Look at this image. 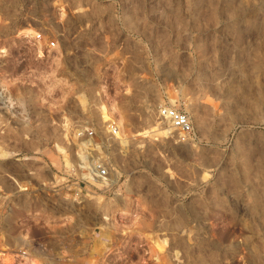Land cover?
Returning <instances> with one entry per match:
<instances>
[{"label":"rangeland","instance_id":"obj_1","mask_svg":"<svg viewBox=\"0 0 264 264\" xmlns=\"http://www.w3.org/2000/svg\"><path fill=\"white\" fill-rule=\"evenodd\" d=\"M1 91L0 264H264V0H0Z\"/></svg>","mask_w":264,"mask_h":264},{"label":"built area","instance_id":"obj_2","mask_svg":"<svg viewBox=\"0 0 264 264\" xmlns=\"http://www.w3.org/2000/svg\"><path fill=\"white\" fill-rule=\"evenodd\" d=\"M158 115L169 122L171 127L175 128L180 134H189L192 130L190 121L183 111H180L172 106H160L158 108ZM106 128L110 136H115L119 132L118 126L114 122H106ZM77 136L83 138L85 136L92 135L93 130L77 129ZM183 139V138H182ZM85 175L87 178L96 179L99 181H104L106 178V169L103 166L99 165H90L84 167Z\"/></svg>","mask_w":264,"mask_h":264},{"label":"bare ground","instance_id":"obj_3","mask_svg":"<svg viewBox=\"0 0 264 264\" xmlns=\"http://www.w3.org/2000/svg\"><path fill=\"white\" fill-rule=\"evenodd\" d=\"M80 8V7H79ZM78 10H80V9H78ZM0 104L2 105V106H4V107H6V108H12V107H15L16 105H19V106H22V102L21 101H19L18 100V98L16 97V98H14V97H12L11 95H9L8 93H6V94H3V91H1L0 92ZM17 107V106H16ZM109 107H111V106H109ZM114 107H116V106H114ZM113 107V108H114ZM20 108V107H19ZM100 109H101V114H102V118H104L103 120L104 121H106V122H114V123H118V122H121V121H118V118H120V116L118 117L117 115H114L113 113H112V109L110 110L109 108H108V106L105 104H101V106H100ZM116 109V108H115ZM120 109V108H119ZM20 110V109H19ZM22 110V109H21ZM23 111V110H22ZM117 111V110H116ZM118 112V111H117ZM116 112V113H117ZM122 111H121V109H120V113H121ZM115 113V114H116ZM123 114H124V111H123ZM122 116V115H121ZM124 116H125V114H124ZM257 117H258V115H257ZM264 117V116H263ZM254 118V117H253ZM255 118H256V116H255ZM125 119V118H124ZM123 122H126V121H123ZM262 123L263 125H264V118L263 119H261V120H259V121H257V123ZM254 123V122H253ZM259 123V124H260ZM119 124V123H118ZM121 124V123H120ZM252 124V123H251ZM122 125H123V123H122ZM122 125H120V126H122ZM124 125H125V123H124ZM261 125V124H260ZM246 126V125H245ZM252 126V125H251ZM250 126V127H251ZM124 127V126H123ZM123 127L121 128L122 129V132L121 131H119L118 132V137L117 138H120L121 139V141L124 143L125 141H126V132L124 133V131H126L127 129H123ZM260 128V127H259ZM262 128V127H261ZM124 130V131H123ZM247 130V129H246ZM251 130V129H250ZM253 130V129H252ZM251 130V131H252ZM149 131H153V129H151V130H138V131H136V133L134 134V135H142V136H146L147 134H148V132ZM162 130H158V132H161ZM163 131H164V133H171V130H170V128L169 127H165L164 129H163ZM250 133H252V132H250ZM257 136L259 137V139H257L256 141H257V145L259 146L258 148H260V146L261 147H263V149H264V130H258L257 132ZM254 135V134H253ZM256 135V134H255ZM254 135V136H255ZM252 137V136H251ZM256 139V138H255ZM255 142V141H254ZM257 147V146H256ZM60 150H62V148L60 149ZM262 150V149H261ZM20 241H23L24 242V239L23 238H20ZM36 251L37 252H42V250H40V249H36ZM22 254H26L27 252H21Z\"/></svg>","mask_w":264,"mask_h":264}]
</instances>
